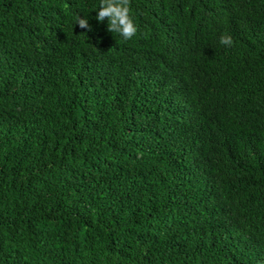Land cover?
Returning a JSON list of instances; mask_svg holds the SVG:
<instances>
[{
  "label": "trees",
  "instance_id": "obj_1",
  "mask_svg": "<svg viewBox=\"0 0 264 264\" xmlns=\"http://www.w3.org/2000/svg\"><path fill=\"white\" fill-rule=\"evenodd\" d=\"M99 6L0 0V264H264V0Z\"/></svg>",
  "mask_w": 264,
  "mask_h": 264
},
{
  "label": "clouds",
  "instance_id": "obj_2",
  "mask_svg": "<svg viewBox=\"0 0 264 264\" xmlns=\"http://www.w3.org/2000/svg\"><path fill=\"white\" fill-rule=\"evenodd\" d=\"M131 0H100L96 19L100 22L108 21L107 30L111 33L120 34L125 40H130L137 33V26L131 15ZM77 24L91 31V25L87 17L78 16ZM220 43L225 46H232L234 41L231 35H222Z\"/></svg>",
  "mask_w": 264,
  "mask_h": 264
}]
</instances>
